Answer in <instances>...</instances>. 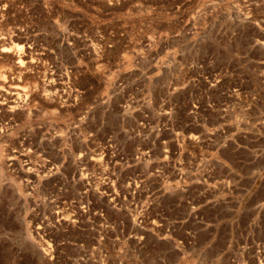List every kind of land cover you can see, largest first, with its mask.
<instances>
[{
	"label": "rangeland",
	"instance_id": "obj_1",
	"mask_svg": "<svg viewBox=\"0 0 264 264\" xmlns=\"http://www.w3.org/2000/svg\"><path fill=\"white\" fill-rule=\"evenodd\" d=\"M260 179L264 0H0V264H264Z\"/></svg>",
	"mask_w": 264,
	"mask_h": 264
},
{
	"label": "crops",
	"instance_id": "obj_2",
	"mask_svg": "<svg viewBox=\"0 0 264 264\" xmlns=\"http://www.w3.org/2000/svg\"><path fill=\"white\" fill-rule=\"evenodd\" d=\"M262 169V168H261ZM262 172V171H261ZM260 172V173H261ZM260 176H262V175H260ZM260 176H259V178H260ZM244 191V190H243ZM254 195H256L257 197H258V201L259 202H262V201H264V180H259L258 182H257V185L255 186V188H254ZM236 226H234L233 228H228V235L231 233V234H240V233H237V232H239V231H243L244 229H238V228H235ZM244 234V233H243Z\"/></svg>",
	"mask_w": 264,
	"mask_h": 264
}]
</instances>
